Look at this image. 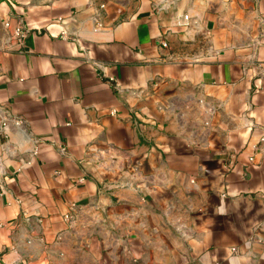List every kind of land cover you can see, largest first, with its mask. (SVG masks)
I'll return each instance as SVG.
<instances>
[{"label": "crops", "instance_id": "1", "mask_svg": "<svg viewBox=\"0 0 264 264\" xmlns=\"http://www.w3.org/2000/svg\"><path fill=\"white\" fill-rule=\"evenodd\" d=\"M0 264H264V0H0Z\"/></svg>", "mask_w": 264, "mask_h": 264}, {"label": "built area", "instance_id": "2", "mask_svg": "<svg viewBox=\"0 0 264 264\" xmlns=\"http://www.w3.org/2000/svg\"><path fill=\"white\" fill-rule=\"evenodd\" d=\"M185 19H188V17L185 16ZM7 25H9V24L7 23ZM29 34H30V28L28 26L18 25L14 29L15 38H16L18 44H20V45H23L25 43ZM163 46L167 47V44L164 43ZM66 218L70 219V216H66Z\"/></svg>", "mask_w": 264, "mask_h": 264}]
</instances>
